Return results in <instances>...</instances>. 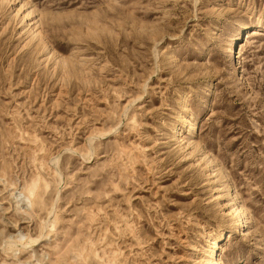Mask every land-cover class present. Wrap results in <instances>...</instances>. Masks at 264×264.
Listing matches in <instances>:
<instances>
[{
	"label": "rangeland",
	"instance_id": "374dc122",
	"mask_svg": "<svg viewBox=\"0 0 264 264\" xmlns=\"http://www.w3.org/2000/svg\"><path fill=\"white\" fill-rule=\"evenodd\" d=\"M22 1L87 65L49 76L0 36V264H189L229 232L177 113L245 212L222 259L264 264V0Z\"/></svg>",
	"mask_w": 264,
	"mask_h": 264
},
{
	"label": "bare ground",
	"instance_id": "6f19581e",
	"mask_svg": "<svg viewBox=\"0 0 264 264\" xmlns=\"http://www.w3.org/2000/svg\"><path fill=\"white\" fill-rule=\"evenodd\" d=\"M33 14V8L31 6L29 7L28 4L22 0H0V19H2L0 24V36L5 33L8 27H12L14 32L13 38L19 41V51L21 53L25 52V56L27 57L31 58L34 56L37 67L46 69L49 76H52L58 70L62 75L68 76L71 73H76L77 75L82 69L85 70L87 65L85 60L83 61L77 56L67 58L59 55L48 42L41 30L39 22L35 20ZM232 48L233 46H228L227 51L229 54L233 53ZM184 104L185 101L183 99L180 102V106L183 108ZM182 126H184L183 116L181 113H177L176 121L172 124L170 129L171 142L175 143L179 151L182 152L180 158L183 161L193 160L195 152L198 153L201 151V156L203 158L193 160L192 165L195 164L196 168L203 160V166L205 165L203 167L204 174L208 184L211 185L213 190L210 202L219 208V216L230 222L231 230H229V232L241 234V232H244L245 212L239 206V203H237L235 195L231 190L232 186H230L228 182H225L223 185L220 184L219 169L216 168L217 166H215L214 160L200 149L198 143L192 141L195 123L187 126L186 136L183 134ZM32 184L30 181L24 182L23 185L26 193H28L27 190L29 191L32 189ZM229 232H226V228H222L215 236L209 237L206 235L204 237L205 246L202 244L196 245L195 243H187V246L192 251V254L187 257V262L189 264H226L222 259L221 247L219 244L225 241ZM105 261H112L110 255ZM135 261L139 262L136 258ZM149 264H153V262Z\"/></svg>",
	"mask_w": 264,
	"mask_h": 264
}]
</instances>
